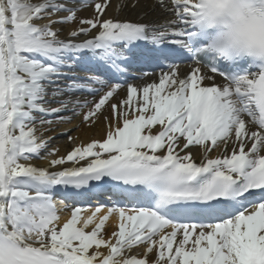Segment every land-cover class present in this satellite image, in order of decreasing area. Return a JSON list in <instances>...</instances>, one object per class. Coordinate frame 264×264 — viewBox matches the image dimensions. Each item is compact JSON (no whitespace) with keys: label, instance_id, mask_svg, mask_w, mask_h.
<instances>
[{"label":"snow or ice","instance_id":"obj_1","mask_svg":"<svg viewBox=\"0 0 264 264\" xmlns=\"http://www.w3.org/2000/svg\"><path fill=\"white\" fill-rule=\"evenodd\" d=\"M137 7L0 0V264H264V59L212 51L241 15L264 51V0ZM81 115L104 138L50 147Z\"/></svg>","mask_w":264,"mask_h":264},{"label":"bare ground","instance_id":"obj_2","mask_svg":"<svg viewBox=\"0 0 264 264\" xmlns=\"http://www.w3.org/2000/svg\"><path fill=\"white\" fill-rule=\"evenodd\" d=\"M139 7L132 9L127 8L124 11L119 13L120 19H130V20H136L138 18V15L141 13H144V22L148 21H159L164 18V16L161 13V10L156 7L153 8V5L155 3V0H138ZM91 9H88L87 11H81L80 16L87 17L90 14ZM109 14H115L112 9H109ZM183 71H187V67H182ZM219 81L220 79L217 78ZM121 95H124L121 93ZM85 96H87V93L81 95V99H83ZM87 98L91 99V96H87ZM83 111H86L84 109ZM108 111H105V115H108ZM74 125H79L78 128L74 127ZM55 131L49 133V135L54 136L55 138L51 141L50 147L58 146L61 149L60 154H64L65 148L70 149L73 145L69 144L67 142V136L72 135L74 137H78V143L79 142H90L92 139H103L105 135V126L103 124V120L98 121L93 127L89 128L84 125L82 122V115L76 116L72 123H65V124H59L54 125ZM71 129V131H67L66 135H61L60 133L65 132L66 130ZM193 153L195 154L197 152L196 148L192 149ZM215 155V153H213ZM35 163L44 166L46 164V161H40L37 160ZM59 208V205H57ZM61 222H63L64 219L67 218V213H61ZM109 224L112 223V220L108 222Z\"/></svg>","mask_w":264,"mask_h":264},{"label":"clouds","instance_id":"obj_3","mask_svg":"<svg viewBox=\"0 0 264 264\" xmlns=\"http://www.w3.org/2000/svg\"><path fill=\"white\" fill-rule=\"evenodd\" d=\"M243 19L242 15L228 16L216 23L212 51L228 59L236 57H248L255 60L264 59V51L247 44H238L233 39L232 33Z\"/></svg>","mask_w":264,"mask_h":264}]
</instances>
